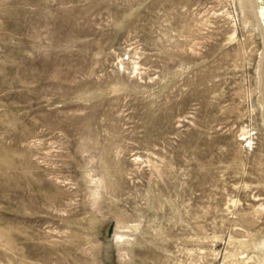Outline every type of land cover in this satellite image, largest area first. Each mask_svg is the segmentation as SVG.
<instances>
[{
  "label": "rangeland",
  "instance_id": "rangeland-1",
  "mask_svg": "<svg viewBox=\"0 0 264 264\" xmlns=\"http://www.w3.org/2000/svg\"><path fill=\"white\" fill-rule=\"evenodd\" d=\"M262 79L264 0H0V264H264Z\"/></svg>",
  "mask_w": 264,
  "mask_h": 264
},
{
  "label": "water",
  "instance_id": "water-1",
  "mask_svg": "<svg viewBox=\"0 0 264 264\" xmlns=\"http://www.w3.org/2000/svg\"><path fill=\"white\" fill-rule=\"evenodd\" d=\"M262 68H263V65H262ZM262 81H263V91H264V79H262Z\"/></svg>",
  "mask_w": 264,
  "mask_h": 264
}]
</instances>
